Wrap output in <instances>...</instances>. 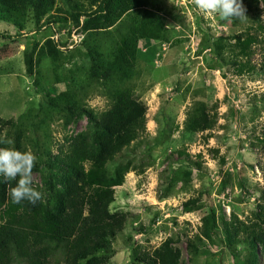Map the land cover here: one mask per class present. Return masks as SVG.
<instances>
[{
	"label": "rangeland",
	"instance_id": "rangeland-1",
	"mask_svg": "<svg viewBox=\"0 0 264 264\" xmlns=\"http://www.w3.org/2000/svg\"><path fill=\"white\" fill-rule=\"evenodd\" d=\"M102 1L53 0L39 18L20 2L18 23L0 12V31L10 35L0 37V137L36 155L32 186L50 202L55 160L76 135H100L98 121L114 94L130 93L147 107L146 128L108 164L111 174L128 170L110 205L127 221L96 256L136 264L139 252L173 236L180 264H252L246 243L234 245L226 228L241 232L264 212V0H239L245 17L231 22L202 14L193 0H129L136 5L93 24L74 17ZM147 12L163 28L136 40L128 75L99 68ZM251 35L250 51L242 45ZM202 107L215 122L194 131L190 122ZM188 200L196 201L193 209ZM260 252L257 264H264ZM52 264L67 263L59 255Z\"/></svg>",
	"mask_w": 264,
	"mask_h": 264
},
{
	"label": "trees",
	"instance_id": "trees-1",
	"mask_svg": "<svg viewBox=\"0 0 264 264\" xmlns=\"http://www.w3.org/2000/svg\"><path fill=\"white\" fill-rule=\"evenodd\" d=\"M20 2L32 4L39 18L53 0H0V12L8 20L18 23L16 16L22 12ZM131 2L103 0L98 9L86 13L79 8L74 17L80 20L81 16H86L87 21L93 24L102 18H110L111 13L125 10ZM162 28L158 17L147 12L122 40L117 56L105 64L99 63L98 67L106 71L117 70L126 77L135 57L136 40L157 37ZM7 36L10 35L0 31V37ZM255 39L257 37L251 35L242 46L251 51ZM27 63L28 71L32 73L31 55L27 56ZM261 66L264 68V59ZM250 70L257 71L255 67ZM69 108L72 107L69 105ZM146 113V105L130 93L121 90L114 94V103L98 121V129L102 133L95 137L83 133L76 135L55 160L53 166L58 173L50 186V202L44 201L42 195L35 205L27 200L14 203L9 193L16 181H5L0 176V264H52L53 257L59 255L67 264H83V261L84 264H111L96 254L106 249L108 242L115 239L126 225L127 214L111 212L110 205L116 199L115 187L122 184L128 170L120 167L111 174L108 164L145 130ZM214 122L209 111L202 107L190 126L194 131H203L211 128ZM0 147H9L2 137ZM33 187L41 192L38 187ZM185 206L193 209L196 201L188 200ZM260 218V223H254L241 232L226 228L227 239L234 245L246 243L252 264L258 263L260 251H264V212ZM215 221V215L208 217L209 224ZM178 242V238L170 236L154 251L139 252L135 257L136 264H180L182 251L176 246ZM188 245L191 253L198 252L199 245L195 241L190 239Z\"/></svg>",
	"mask_w": 264,
	"mask_h": 264
},
{
	"label": "clouds",
	"instance_id": "clouds-1",
	"mask_svg": "<svg viewBox=\"0 0 264 264\" xmlns=\"http://www.w3.org/2000/svg\"><path fill=\"white\" fill-rule=\"evenodd\" d=\"M197 9L206 16L217 15L223 22L245 17L239 0H193ZM9 145L11 141L7 142ZM37 157L31 150L20 151L14 147H0V176L5 181H16L10 196L14 203L27 200L35 205L42 199V193L32 186V170Z\"/></svg>",
	"mask_w": 264,
	"mask_h": 264
}]
</instances>
